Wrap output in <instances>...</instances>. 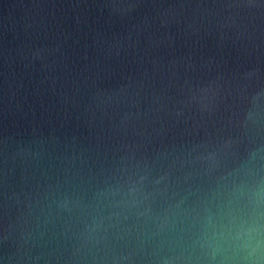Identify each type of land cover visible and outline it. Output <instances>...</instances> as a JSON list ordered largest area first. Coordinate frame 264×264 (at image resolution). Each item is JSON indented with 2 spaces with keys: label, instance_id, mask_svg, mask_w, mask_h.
I'll list each match as a JSON object with an SVG mask.
<instances>
[{
  "label": "water",
  "instance_id": "obj_1",
  "mask_svg": "<svg viewBox=\"0 0 264 264\" xmlns=\"http://www.w3.org/2000/svg\"><path fill=\"white\" fill-rule=\"evenodd\" d=\"M264 0H0V264H264Z\"/></svg>",
  "mask_w": 264,
  "mask_h": 264
},
{
  "label": "clouds",
  "instance_id": "obj_2",
  "mask_svg": "<svg viewBox=\"0 0 264 264\" xmlns=\"http://www.w3.org/2000/svg\"><path fill=\"white\" fill-rule=\"evenodd\" d=\"M257 245H258V247H259V246H264V241H262V240H258V241H257Z\"/></svg>",
  "mask_w": 264,
  "mask_h": 264
}]
</instances>
